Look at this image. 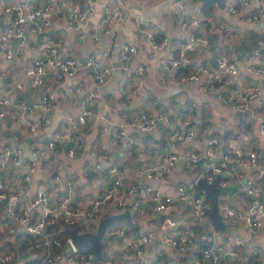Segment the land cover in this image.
<instances>
[{
    "label": "built area",
    "instance_id": "1",
    "mask_svg": "<svg viewBox=\"0 0 264 264\" xmlns=\"http://www.w3.org/2000/svg\"><path fill=\"white\" fill-rule=\"evenodd\" d=\"M185 1L173 0L172 3L180 19L179 30L184 35L178 44H173L168 35L156 38L150 22H138L137 31L146 38L150 47L149 63L166 71L180 72L179 82L194 83L201 93L212 95L222 106L233 105L238 111L247 109L250 102L264 97V81L242 85L235 79L239 73L237 63L224 55L217 57L212 64L204 58L191 59L190 52L200 41L195 31L202 22L185 7ZM97 6L98 0H0V60H13L28 36H32L35 43L31 49L40 54L28 60L20 59L18 66H25L23 74L30 89L44 87L38 101L28 105L20 97L12 98L15 92L23 91L22 80L5 87L1 85L0 77V118L4 117L8 107H13L21 115L39 112L36 121L28 124L29 133L51 131L45 142L34 146L32 160L29 161H24L20 147L5 144L0 134V264H126L132 258L136 264H158L156 258L146 256L145 246L155 240L149 229H134L117 222L109 225L100 239L101 259L96 258L90 244L78 250L67 233V230L77 227L79 234H95L103 218L125 211L133 216L146 204H150L148 207L159 216L158 227L164 232L161 239L163 245L173 253L192 250V264H264V252L254 251L249 259L242 255L243 240L238 235L223 233L224 241L218 243L211 234L206 243L197 242L206 226L209 209L204 192L197 189V181L204 179L212 183L215 176L223 172L229 179L222 182L221 188L236 185L245 196L253 199L241 209L221 203L219 206L225 223L229 226L242 224L252 237L264 228V201L260 200L264 193V166L259 163L256 151H244L230 139L222 142L209 136L205 141V155L213 161L212 169L199 172L188 184L176 185L171 194L143 183V180H164L179 163L194 167L200 162L204 155L200 151H176L177 147L194 140L197 129L203 124L200 117H185L181 121V129H169L165 133V146L175 151L162 155L156 165L138 166L131 171L126 163H108L106 155L97 150L78 174L81 180L83 177L91 178L94 172L104 181L103 185L94 186L88 200L77 198L75 177L71 175L50 170L46 173L47 178L34 180L40 161L47 158L56 160L59 155L67 161L79 157L83 146L78 131L91 114L86 104L92 103L94 98L90 91L81 103L74 99L76 111L72 115L66 112L69 114L68 125L53 130L55 95L53 89L44 86L45 82L52 78L65 83L68 85L67 93L73 95L78 91L73 80L79 69L89 70L98 85L113 73V68L105 62L108 50L100 52L99 56L88 53L82 61L71 54H58L73 31L77 41L88 45L110 35L109 23L119 18L115 7L105 9V18L99 23L98 30L83 29L94 17ZM242 9L247 10L243 16L247 23L264 18V0H227L228 13L239 14ZM218 30L227 37L233 32L223 23H219ZM263 50L264 40H260L258 47L247 58L246 70L254 75H264L260 60ZM137 52L136 45L131 42L125 44L119 54L120 68H124V64ZM144 70V64L138 63L132 77H123L118 83L120 99L117 110L124 124L119 127L113 125L110 112H103L100 116L101 137L110 134L114 141L121 142L125 147H139V140L130 137L129 129L148 133L156 128L158 122L170 125V117L162 112L128 111ZM181 104L178 98L173 101L172 113L176 116ZM257 128L264 137V122L259 121ZM238 166L248 172V177L243 176ZM175 214L187 215L189 226L171 234L170 230L177 227ZM104 238L106 243L102 245Z\"/></svg>",
    "mask_w": 264,
    "mask_h": 264
},
{
    "label": "crops",
    "instance_id": "2",
    "mask_svg": "<svg viewBox=\"0 0 264 264\" xmlns=\"http://www.w3.org/2000/svg\"><path fill=\"white\" fill-rule=\"evenodd\" d=\"M172 3L173 0H98L94 17L87 22L83 29L84 31L98 30L99 23L105 18V9L115 7L119 11V18L109 23L110 35L106 39H100L96 44L88 45L77 41L75 39L76 32L73 31L71 38L64 43L58 54H71L82 61L88 53L99 56L100 52L108 50V58L105 62L113 68V73L103 84L98 85L94 83L89 70L79 69L73 80L78 91L73 95L67 93L68 85L65 83H59L52 78L45 82L44 86L53 89L55 95L56 109L52 114L51 123L53 130L68 125L67 116L76 111L73 105L74 99L81 103L90 91L93 92L94 98L92 103L86 104L89 106L91 114L87 117L85 125L78 131L83 146L79 157L74 161H67L59 155L60 157H57L56 160L47 158L46 161H40L34 180L47 178L46 173L50 170L63 175H71L75 177L77 198L88 200L92 196L94 186H101L104 181L99 179L94 172H92L91 178L83 177L81 180L78 178V174L84 168L85 162L94 157L97 150L106 155L108 163H126L131 171H134L138 166L156 165L162 155L175 151L173 148L165 146L163 139L165 133L169 129H181L182 119L190 118L191 115L200 117L203 124L197 129L193 141L176 148L178 153H182L184 149H192L205 154V141L209 136H214L222 142L230 139L244 151H256L259 163L264 166V137L259 134L257 128L259 121L264 122V97L250 102L247 109L238 111L233 105L222 106L212 95L201 93L194 83L179 82L180 72L166 71L160 66H153L149 63L150 47L146 38L137 31L138 22H150V28L156 38L168 35L173 44L182 42L184 35L178 26L180 19L175 13ZM226 3L227 0H223V4L211 1L202 2L201 0L198 3H192L190 0L185 1V7L202 22L201 27L195 31L200 41L190 52V57L192 60L204 58L212 64L217 57L224 55L237 63L239 73L235 79L239 83L242 85L261 83L264 81V75H254L247 71L246 62L248 56L258 47V42L264 40V18L258 22L247 23L243 20V16L247 12L246 9H242L239 14H230L226 10ZM219 23H223L233 30L230 37L219 32ZM130 42L137 46L138 52L124 64V68H120L119 54L123 50V46ZM34 43L33 37L28 36L25 44L19 50L20 53H17L13 60L9 62L0 60L1 85L8 87L21 79L24 89L20 93L15 92L12 98L20 97L28 105L37 102L44 89L43 86L30 89L23 74L25 66H18L20 59L28 60L33 55L40 54V52L31 49ZM260 60L264 66V50L260 54ZM138 63L144 64L145 70L143 77L138 82L137 92L129 102L128 111L162 112L170 117L171 122L169 126L158 122L156 128L148 133L129 129L128 134L130 137L138 139L140 146L125 147L121 142L114 141L110 134L103 137L99 135L102 124L100 116L103 112L109 111L113 125L119 127L124 124V120L117 110V103L120 99L118 83L123 77H132L135 65ZM176 98L182 102L179 113H177L178 116L172 113V104ZM39 114L36 112L33 115H21L13 107H8L5 109L4 117L0 118V134L3 137V142L20 147L23 150L24 161L32 160L31 152L34 146L48 139L47 133L37 131L31 135L28 131V124L34 123ZM213 166V161L207 157L204 158L203 155V158L194 167L179 163L164 180H143V183L166 194H171L173 187L179 184H188L199 172L212 169ZM238 169L242 170L239 166ZM19 172L16 171V173ZM243 176L248 177V172L243 171ZM215 179H217L216 186L220 189L222 182L227 181L229 177L223 172L216 175ZM239 196L244 197V200ZM251 200L253 199L237 192L232 195H219L216 207L207 200L209 206L207 222L197 242L206 243L207 238L213 234L215 241L219 243L224 241L221 234H233L242 238L241 253L246 259L252 258L254 251L264 252V228L255 237H252L240 223L236 226H229L225 223L219 206L221 203H228L241 209L246 207ZM260 200L264 201V193ZM149 205L146 204L142 211L131 216V219L135 218L136 220L135 228L130 224L132 223L131 219H124L131 228L149 229L154 234V242L145 246L146 256L156 258L158 264H192V250L173 253L163 245L161 239L164 232L158 227L159 216L154 214L151 207H148ZM175 216L177 227L170 230L171 234H176L189 226L187 215L175 214ZM106 257V253H104V259ZM126 264L136 263L132 258Z\"/></svg>",
    "mask_w": 264,
    "mask_h": 264
},
{
    "label": "water",
    "instance_id": "3",
    "mask_svg": "<svg viewBox=\"0 0 264 264\" xmlns=\"http://www.w3.org/2000/svg\"><path fill=\"white\" fill-rule=\"evenodd\" d=\"M202 2H217L219 4H223V0H201ZM48 136L51 135V131H49ZM206 155L204 154V158ZM217 179H215L212 183H208L204 179H200L197 181V189L199 191H203L206 200H209L214 207L217 205V198L219 195H232L233 193H239L241 195H246L243 191L238 189V186H226L223 188H218L216 186ZM158 216V215H157ZM121 219H131V214L128 211H125L123 213L105 217L103 218L97 227V231L95 234L91 233H83L79 234L77 227H74L70 230H67V233L72 237L74 244L78 248V250H82L83 246L86 244H90L93 247L95 256L97 259H101V245H100V239L106 230V228L114 224L115 222L121 220Z\"/></svg>",
    "mask_w": 264,
    "mask_h": 264
},
{
    "label": "rangeland",
    "instance_id": "4",
    "mask_svg": "<svg viewBox=\"0 0 264 264\" xmlns=\"http://www.w3.org/2000/svg\"><path fill=\"white\" fill-rule=\"evenodd\" d=\"M239 198L244 200V197H242V196H239ZM131 222L132 223H130V224L135 228V225H136L135 218H132L131 219ZM117 224H121V225H125V226L127 225V223H126V221L124 219L117 221ZM105 243L106 242H105V238H104V239H102L101 244L102 245H105Z\"/></svg>",
    "mask_w": 264,
    "mask_h": 264
},
{
    "label": "trees",
    "instance_id": "5",
    "mask_svg": "<svg viewBox=\"0 0 264 264\" xmlns=\"http://www.w3.org/2000/svg\"><path fill=\"white\" fill-rule=\"evenodd\" d=\"M206 6V5H205ZM129 222V221H128Z\"/></svg>",
    "mask_w": 264,
    "mask_h": 264
}]
</instances>
